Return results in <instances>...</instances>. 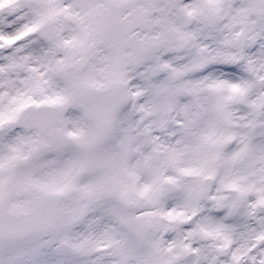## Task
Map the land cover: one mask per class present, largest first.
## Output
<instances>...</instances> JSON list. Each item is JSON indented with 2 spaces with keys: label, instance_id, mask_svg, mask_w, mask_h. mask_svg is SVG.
Masks as SVG:
<instances>
[{
  "label": "snow or ice",
  "instance_id": "snow-or-ice-1",
  "mask_svg": "<svg viewBox=\"0 0 264 264\" xmlns=\"http://www.w3.org/2000/svg\"><path fill=\"white\" fill-rule=\"evenodd\" d=\"M0 264H264V0H0Z\"/></svg>",
  "mask_w": 264,
  "mask_h": 264
}]
</instances>
